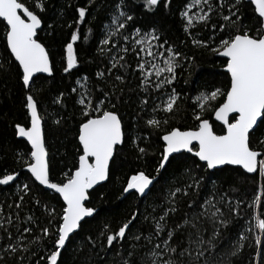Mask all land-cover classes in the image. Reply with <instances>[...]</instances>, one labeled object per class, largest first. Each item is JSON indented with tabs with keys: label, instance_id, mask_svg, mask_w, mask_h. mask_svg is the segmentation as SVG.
<instances>
[{
	"label": "snow or ice",
	"instance_id": "obj_1",
	"mask_svg": "<svg viewBox=\"0 0 264 264\" xmlns=\"http://www.w3.org/2000/svg\"><path fill=\"white\" fill-rule=\"evenodd\" d=\"M242 2L243 0H231V2L229 0H189L185 4L180 13L185 21L184 31L191 35L189 30L197 24L205 27L211 24L214 32L209 39L215 46L213 47L208 40L195 37L192 39V44L210 49L212 53L226 58L225 71L229 74L230 83L226 90L215 88L200 92L194 97L196 102V108L192 112L194 127H169L165 130L164 126L169 125V120L158 119L156 114L163 112L165 116H168L176 113L181 94L175 87H171L170 92L165 90L177 80V69L181 67V59L188 60L189 57L173 46L165 47L167 41L160 43V36L156 34L155 29L142 33L140 28H135L131 36L123 35L122 30L128 27L134 17L128 14L130 9L125 10L128 8L125 0H120L115 5V14L111 17V23L105 26V38L100 40V52L110 56V66L96 73L98 79L106 81L109 77H113L111 87L109 91L98 88L103 98L96 99L87 87L88 77H83V84L81 80H77V84L83 89L76 101L81 107L82 119L78 125V141L81 150L74 170L63 173V179L60 182H53L50 179V163L42 130V117L38 111V101L32 91V84L37 73L49 75L53 73L49 49L37 38L38 29L42 25L39 13L46 10V0H35V10L22 0H0V18L6 22L4 33L6 47L10 50V55L18 62V78L22 80L23 87L28 90L25 107L30 114V126L15 125L16 134L26 138L31 144L30 160L26 163V167L35 181L58 193L64 205L59 213L54 207L49 208L45 205L48 215L45 217L46 223L43 226L38 223V218L32 215L26 217V223L29 226H22L19 223V212L16 213L14 222L12 215L8 214L5 217L3 208L0 207V230H2L0 241L7 238V243L0 245V264H24L25 254L34 255L32 247L42 246L45 239L54 250L48 251L47 256L41 259L45 260L46 264H58L62 250L70 241L71 234L81 228V222L86 217H92L96 212L95 208L86 206L90 199L89 190L109 179L110 162L117 154V146L123 144L125 140L124 124L120 114L115 110L116 104L113 103V97L119 100L116 90L119 89L122 93V86L126 80L124 74L113 76V73L114 70L121 69L127 72L130 65L126 57L130 51L137 58L134 69L139 73L137 87L145 93L144 98L139 102L143 106L141 111L147 109L149 98L158 99L152 96L153 92L166 96L161 103L154 104L151 117L145 121L146 127L163 131V134L159 136L162 141V150L156 169L157 175L166 168L172 154L183 151L198 158L207 169L234 165L240 166L247 173L259 172V175L264 177V150L252 145V134L258 122L264 123V0H250V3L255 6L254 11L258 14L260 24L255 33L240 22L238 5ZM161 3L167 8L171 5V0H142L143 8L148 11L154 10ZM77 12L79 15V19L75 22L77 30L71 33V39L65 45L66 66L63 69L65 73H69L77 66L74 44L80 39L79 25L85 21L88 9L80 7ZM214 16L218 18V22L211 23ZM217 29L219 36L215 32ZM116 36H121L124 42L134 37L139 38L133 39L129 48L113 43ZM84 39L87 40L88 37L85 36ZM3 69L4 65L0 64V70ZM77 91V88L72 89V92ZM62 97L63 93L55 102L59 103ZM221 98L222 102H219ZM209 113L222 126V133L214 129L213 123L207 118ZM55 123L59 124L60 120H56ZM140 139H147V137H137L133 143ZM259 143L264 144V140H260ZM137 147L141 156L147 154L146 147H139L138 144ZM193 164L199 167L195 161ZM186 174L191 175V169H186ZM17 176L18 173L3 175L0 185H9ZM155 180L156 176H151L144 170L136 171L127 179L122 194L134 190L143 196L150 190V186L154 185ZM199 186V180L193 179V183L183 189V194L186 196L189 188L196 189ZM22 191L24 195L19 196L20 203L15 204L16 209L22 208L25 195L30 192L27 183L23 184ZM181 191L182 189L177 187L169 193V207L158 218L152 217L155 223L149 235L144 236L141 232L131 237L132 250L128 251L123 264H139L135 250L136 242L142 239L152 245L148 253L151 260L144 261L141 258L143 264H201V262L209 264L208 255L213 250L219 251L220 227H226L228 224L227 220L220 218L223 213L217 206L225 201V197L221 196L219 201L216 200L215 194L206 197L203 204L199 205V212H193L191 217L186 213L182 223H176L169 228L168 220L170 214L178 211L176 196ZM254 202L257 205L260 204L261 197L257 196ZM36 204H40V201L36 200ZM196 205V201H191L188 207L193 208ZM227 206L239 215V202L233 206L229 200ZM136 218L137 213H133L131 219L115 231L110 230L107 224L103 226L99 235L104 238L109 249L114 242L126 238L130 225ZM147 219L148 217H145V220ZM255 220V226H250L245 231L258 229L261 234H264V218L257 215ZM205 223L212 224L211 235H205L208 231L204 226ZM9 226L15 228V235ZM33 226L38 228L41 234H33ZM245 231L240 232L237 239L232 242L229 256L239 255L245 246L244 242L248 240ZM153 237H156L158 242L153 243ZM88 239L95 243L91 237ZM254 242L256 246H261L264 243L262 235H255ZM117 255L120 253L118 252ZM262 255H264V249L257 252V257ZM221 264H232V262L225 260ZM257 264H260V260H257Z\"/></svg>",
	"mask_w": 264,
	"mask_h": 264
},
{
	"label": "trees",
	"instance_id": "obj_2",
	"mask_svg": "<svg viewBox=\"0 0 264 264\" xmlns=\"http://www.w3.org/2000/svg\"><path fill=\"white\" fill-rule=\"evenodd\" d=\"M22 2L35 10V0H22ZM119 2L120 0H46V10L39 13L43 27L38 32L37 38L49 49L53 74L36 77L32 84V91L38 101L39 112L44 122L50 179L53 182H60L63 179V173L74 170L81 150L78 141V125L82 119L81 107L76 101L83 89L77 84V80H81L83 84V77L87 76V87L96 99L103 98L98 88L109 91L111 87L113 77H109L106 81L98 79L96 73L110 66V56L100 52V40L105 38V26L111 23V17L115 14V5ZM187 2L189 0H171V5L167 8L161 3L154 10L148 11L143 8L142 0H125L128 6L125 10L130 9L128 14L134 19L129 22L126 29L122 30L123 35L131 36L135 28H140L142 33L155 29L156 34L160 36V43L167 41L165 47L173 46L189 57L188 60L181 59V67L177 69V80L165 90L170 92L171 87H175L181 94L176 113L168 116H165L163 112L156 114L158 119L169 120V125L164 126L165 130L169 127H194L195 121L192 119V112L196 108L194 97L200 92L215 88L226 90L230 83L229 74L225 71L226 59L212 53L210 49L192 44V39L195 37L208 40L213 47L215 46L209 39L214 32L211 24L207 27L197 24L189 30L191 35L184 31L185 21L180 13ZM80 7L87 8L88 12L85 21L79 25L80 39L74 44L78 62L74 69L65 73L63 71L66 66L65 45L70 41L71 33L77 30L75 22L79 19L77 9ZM238 7L240 22L255 33L256 28L260 26L258 14L254 11L255 6L250 3V0H243ZM216 22L218 18L214 16L211 23ZM5 25L6 23L0 19V64L4 65V69L0 70V179L5 174L18 173V176L9 185H0V207L3 208L5 217L8 214L12 215L14 222L16 213L19 212V223L22 226H29L26 223V217L29 215L37 217L38 223L43 226L46 223L45 217L48 215L44 206L54 207L59 213L64 205L61 197L40 186L26 167V163L30 160L31 148L16 134L15 125L22 124L26 127L30 125V114L25 107L28 90L23 87L22 80L18 78V63L6 47ZM69 25L72 26L69 27ZM215 32L217 36L220 35L218 29ZM85 36L88 37L87 40L84 39ZM136 38L139 37L124 42L121 36H116L113 43L131 48L132 40ZM126 60L130 65L127 72L121 69L114 70L113 73V76L124 74L126 80L122 86L123 92L116 90L119 100L113 97V103L116 104L115 110L120 114L124 124L125 140L117 147V154L111 162L107 182L89 192L90 199L87 206L95 208V214L87 218L79 231L70 238L65 249L62 250L58 264H123L128 251L132 250L131 237L141 232L144 236L151 233L155 223L152 217L158 218L169 207V193L177 187H180L182 191L177 193L178 211L170 214L169 228L176 223H182L186 213L191 217L193 212H199V205L203 204L206 197L215 194L217 201L221 196L225 197V201L217 206L223 213L220 218L227 220L228 224L226 227H220L219 251L213 250L208 255L209 264H221L225 260H231L232 264H257V260H260V264H264V255L257 257V252L264 249V243L258 247L254 242L255 235H262V241H264V234H261L258 229L245 231L250 226H255L257 215L264 218V177H261L259 172L248 174L242 168L233 166L212 171L207 169L198 158L186 152L171 156L166 168L157 175L156 169L162 150V141L159 136L163 134V131L146 127L145 121L151 117L154 104L161 103L166 96L153 92L152 96L158 99L149 98L147 109L141 111L143 106L139 102L144 98L145 93L137 87L139 73L134 71L137 58L130 51ZM73 88H77L78 91L72 92ZM61 93L63 97L59 103H56ZM219 102H222V98ZM207 118L213 123L214 129L222 133V126L214 120L211 113L207 114ZM56 120H60V123L56 124ZM137 137H147V139L137 140L134 144L133 140ZM260 140H264V123H260L252 134L253 147L264 150V144H260ZM137 144L139 147L148 149L146 155L139 154ZM193 161L199 167H196ZM186 169H191V175L186 174ZM139 170L156 176L150 191L143 196L134 191L122 194L127 179ZM193 179L199 180L200 186L196 189L189 188L188 195L185 196L183 189L193 183ZM25 183L29 185L30 192L25 195L22 208L16 209L15 204L20 203L19 196L24 195L22 186ZM257 196L261 197L258 205L254 202ZM36 200H39L40 204H36ZM229 200L233 206L239 202V215L227 206ZM191 201L197 202L193 208L188 207ZM133 213H137V218L130 225L126 238L114 242L109 249L104 238L99 235L101 229L107 224L110 230H118L124 222L131 219ZM145 217L148 219L145 220ZM204 226L208 229L205 235H211L212 224L205 223ZM9 228L15 235V228L12 226ZM33 230V234H41L35 226ZM242 231H245L248 237V240L244 242L245 246L239 255L229 256L232 242ZM163 235L162 233L161 236ZM89 237L95 243H92ZM156 242H158L157 238L153 237V243ZM5 243H7L6 237L0 241V245ZM136 243L135 252L139 264H143L141 258L144 261H150L151 256L148 253L152 245L143 239ZM50 250L54 249L45 239L42 246L32 247L34 255L25 254L24 264H37V262L46 264L41 257H46ZM118 252L120 255H117Z\"/></svg>",
	"mask_w": 264,
	"mask_h": 264
},
{
	"label": "water",
	"instance_id": "obj_3",
	"mask_svg": "<svg viewBox=\"0 0 264 264\" xmlns=\"http://www.w3.org/2000/svg\"><path fill=\"white\" fill-rule=\"evenodd\" d=\"M0 19H2V18H0ZM3 20V19H2ZM5 22V21H4ZM6 23V22H5ZM42 27H43V22H42V25H41V28L40 29H38V32L42 29ZM37 37H38V33H37ZM10 51V50H9ZM221 57V56H220ZM224 58V57H223ZM51 59V58H50ZM226 59V58H225ZM18 63V62H17ZM53 74V73H52ZM51 74V75H52ZM40 75H43V76H51V75H49L48 73H37L36 74V76L34 77V79L36 78V77H38V76H40ZM38 111H39V108H38ZM39 114H40V112H39ZM219 123V122H218ZM259 122H258V126H259ZM30 126V125H29ZM258 126L255 128V130L258 128ZM42 130H43V135H44V139H45V133H44V122H43V119H42ZM20 137V136H19ZM21 139H24L29 145H30V148H31V144L27 141V139L26 138H24V137H20ZM122 145V144H121ZM118 146H120V145H118ZM117 146V147H118ZM45 147H46V142H45ZM47 149V148H46ZM47 152H48V150H47ZM180 153H184L183 151L182 152H180ZM180 153H174V154H172V156L173 155H176V154H180ZM187 153V152H186ZM48 159H49V153H48ZM170 159V158H169ZM110 165H111V162H110ZM225 166H233V167H240V166H234V165H222V166H218L217 168H215V169H210V170H216V169H220V168H223V167H225ZM241 168V167H240ZM244 170V169H243ZM245 171V170H244ZM246 172V171H245ZM30 173V172H29ZM248 174H256V173H248ZM30 175H31V173H30ZM34 178V177H33ZM35 180V179H34ZM37 182V181H36ZM107 181H104V182H101L100 184H98V185H96V186H94V188L93 189H95L96 187H98V186H100V185H102V184H104V183H106ZM155 182V181H154ZM38 184H39V182H37ZM40 185V184H39ZM40 186H42V187H44L45 189H47V190H51V191H53L54 192V190H52V189H49V188H47L46 186H44V185H40ZM151 187L152 186H150V189H151ZM93 189H90L89 190V192L90 191H92ZM132 191H134V190H132ZM150 191V190H149ZM149 191H147L146 192V194L149 192ZM135 192V191H134ZM58 194V193H57ZM139 194V193H138ZM145 194V195H146ZM59 195V194H58ZM61 199H62V197H61ZM63 201V200H62ZM87 206V205H86ZM95 214V213H94ZM87 218H91V217H86L82 222H81V224L87 219ZM77 231H79V229L77 230ZM76 231V232H77ZM75 234V233H74ZM74 234H71V236H70V238L74 235Z\"/></svg>",
	"mask_w": 264,
	"mask_h": 264
}]
</instances>
